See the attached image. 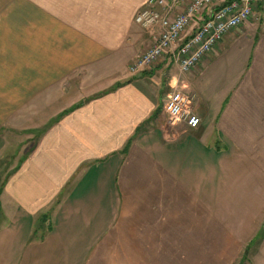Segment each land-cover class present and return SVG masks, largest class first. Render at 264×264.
I'll return each instance as SVG.
<instances>
[{
	"label": "crops",
	"instance_id": "crops-1",
	"mask_svg": "<svg viewBox=\"0 0 264 264\" xmlns=\"http://www.w3.org/2000/svg\"><path fill=\"white\" fill-rule=\"evenodd\" d=\"M147 1L0 0V264H264V5L132 75ZM174 89L197 130L162 122Z\"/></svg>",
	"mask_w": 264,
	"mask_h": 264
},
{
	"label": "built area",
	"instance_id": "built-area-1",
	"mask_svg": "<svg viewBox=\"0 0 264 264\" xmlns=\"http://www.w3.org/2000/svg\"><path fill=\"white\" fill-rule=\"evenodd\" d=\"M216 1L219 3L214 7ZM260 4L264 5V0H148L136 15L135 23L150 34L153 41L130 64V74L142 73L166 54H170L179 74L191 72L215 50L225 35L251 19ZM178 7H182V11L173 15ZM203 11H208L207 18L186 36ZM193 100L194 96L186 89L169 92L163 104L165 117L171 124L183 125L189 131L197 130L201 120L192 111Z\"/></svg>",
	"mask_w": 264,
	"mask_h": 264
},
{
	"label": "rangeland",
	"instance_id": "rangeland-1",
	"mask_svg": "<svg viewBox=\"0 0 264 264\" xmlns=\"http://www.w3.org/2000/svg\"><path fill=\"white\" fill-rule=\"evenodd\" d=\"M213 51H215V50H213ZM174 73H176V74L179 75L178 72H174ZM161 117H162V122L163 123H167L168 125L171 124L169 122V120L165 117V114H164V116L161 115ZM16 152H18V146L17 147H12L11 149L8 150V153H7L6 157L3 158V161L0 162V192H1L2 185H3V180L5 179L4 178L5 175H7L9 173L8 170L13 165H15L16 164V161H18V159L20 158L19 157L20 156L19 154L16 157H14V155L16 154ZM1 217H2V214H1V208H0V218Z\"/></svg>",
	"mask_w": 264,
	"mask_h": 264
},
{
	"label": "trees",
	"instance_id": "trees-1",
	"mask_svg": "<svg viewBox=\"0 0 264 264\" xmlns=\"http://www.w3.org/2000/svg\"><path fill=\"white\" fill-rule=\"evenodd\" d=\"M125 150H127V147L125 148Z\"/></svg>",
	"mask_w": 264,
	"mask_h": 264
}]
</instances>
